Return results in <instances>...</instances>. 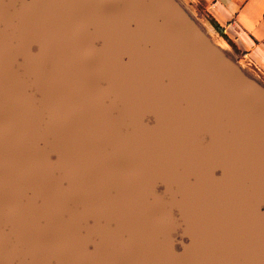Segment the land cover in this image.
<instances>
[{"label": "water", "instance_id": "obj_1", "mask_svg": "<svg viewBox=\"0 0 264 264\" xmlns=\"http://www.w3.org/2000/svg\"><path fill=\"white\" fill-rule=\"evenodd\" d=\"M0 264H264V89L175 0H0Z\"/></svg>", "mask_w": 264, "mask_h": 264}, {"label": "crops", "instance_id": "obj_2", "mask_svg": "<svg viewBox=\"0 0 264 264\" xmlns=\"http://www.w3.org/2000/svg\"><path fill=\"white\" fill-rule=\"evenodd\" d=\"M183 1L175 0L188 16H193ZM194 3L200 4L206 15L199 13L198 18L210 41L244 75L264 87V0H189V4ZM207 16L218 24L231 44L218 34Z\"/></svg>", "mask_w": 264, "mask_h": 264}, {"label": "rangeland", "instance_id": "obj_3", "mask_svg": "<svg viewBox=\"0 0 264 264\" xmlns=\"http://www.w3.org/2000/svg\"><path fill=\"white\" fill-rule=\"evenodd\" d=\"M186 5H187V7H188V9L191 11V13L193 14V16H189L190 17V19L198 26V28L202 31V33L209 39V40H211V38L205 33V31L203 30V28H202V26H201V24L203 25L204 23H203V21L202 20H200L199 18H198V14L199 13H201V15L203 16V17H205L206 15L202 12V6L200 5V4H197V3H194L193 5H191V4H189V0H184L183 1ZM202 22V23H201ZM219 34V33H218ZM218 44H219V42H217ZM213 44V43H212ZM216 48H217V45L214 43L213 44ZM219 45H221V44H219ZM219 48V47H218ZM217 48V49H218ZM219 50V49H218ZM220 51V50H219ZM263 89H264V87H262Z\"/></svg>", "mask_w": 264, "mask_h": 264}, {"label": "trees", "instance_id": "obj_4", "mask_svg": "<svg viewBox=\"0 0 264 264\" xmlns=\"http://www.w3.org/2000/svg\"><path fill=\"white\" fill-rule=\"evenodd\" d=\"M207 20L209 21V23L216 29V31L219 33V35L228 43L231 44V42L229 41V39L225 36V34L223 33L222 29L218 26V24L210 17L207 16Z\"/></svg>", "mask_w": 264, "mask_h": 264}]
</instances>
